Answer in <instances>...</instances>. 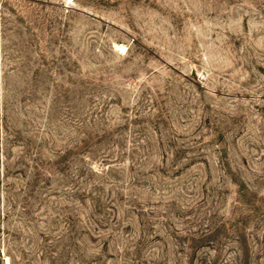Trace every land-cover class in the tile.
<instances>
[{"label":"rangeland","instance_id":"rangeland-1","mask_svg":"<svg viewBox=\"0 0 264 264\" xmlns=\"http://www.w3.org/2000/svg\"><path fill=\"white\" fill-rule=\"evenodd\" d=\"M0 264H264V0H0Z\"/></svg>","mask_w":264,"mask_h":264},{"label":"bare ground","instance_id":"bare-ground-1","mask_svg":"<svg viewBox=\"0 0 264 264\" xmlns=\"http://www.w3.org/2000/svg\"><path fill=\"white\" fill-rule=\"evenodd\" d=\"M124 46H125V45H122V44L120 45V47H121L122 49H124Z\"/></svg>","mask_w":264,"mask_h":264}]
</instances>
